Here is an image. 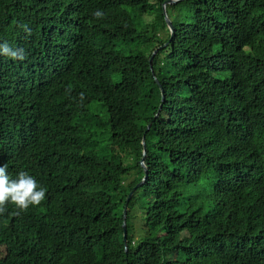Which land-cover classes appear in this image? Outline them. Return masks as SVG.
I'll return each mask as SVG.
<instances>
[{"label": "trees", "instance_id": "16d2710c", "mask_svg": "<svg viewBox=\"0 0 264 264\" xmlns=\"http://www.w3.org/2000/svg\"><path fill=\"white\" fill-rule=\"evenodd\" d=\"M164 1L0 0V264H264V0Z\"/></svg>", "mask_w": 264, "mask_h": 264}, {"label": "clouds", "instance_id": "9594fccd", "mask_svg": "<svg viewBox=\"0 0 264 264\" xmlns=\"http://www.w3.org/2000/svg\"><path fill=\"white\" fill-rule=\"evenodd\" d=\"M94 15L102 18L104 13L97 11ZM24 30L29 35L31 34V29L26 26ZM0 56L13 60H24L25 50L3 42L0 43ZM46 192L47 189L39 185L35 177L28 172L20 171L15 179H10L7 165L0 166V214L7 211L9 203L15 205L18 210L17 214L27 211L30 206H39L45 200Z\"/></svg>", "mask_w": 264, "mask_h": 264}, {"label": "water", "instance_id": "95a60500", "mask_svg": "<svg viewBox=\"0 0 264 264\" xmlns=\"http://www.w3.org/2000/svg\"><path fill=\"white\" fill-rule=\"evenodd\" d=\"M181 0H165L162 4L163 6V12L165 14V19H166V22H167V25H168V28L170 30V33H171V37H170V40L173 38V36H175V27L170 19V17L168 16L167 14V5L169 4H174V3H178L180 2ZM169 43L166 42L164 45H167ZM162 48V46H159L157 47L153 53H152V56L150 57V66H151V69H152V72L155 74V71H154V68H153V59H154V56L155 54L159 51V49ZM155 80L156 82L159 84L160 88H161V91H162V102L165 100V91H164V87L162 85V83L159 81V79L155 76ZM161 109H162V105H160V108L158 110V112L156 113L155 115V118H157L159 115H160V112H161ZM151 127V123L148 124V129ZM143 147H144V150H143V156L141 158V165L142 167L144 168V172H145V175L144 177L142 178V180L140 182H138L135 186H134V189L132 191H130L128 197H127V201H129L132 197V195L134 194V190L137 189L138 187L142 186L146 180H147V177L149 175V169L145 163V159H146V155H147V150H146V139H145V135L143 137ZM127 211H128V207L126 206L124 208V223H123V228H124V242H125V247H126V250L128 249V236H127V233H128V226H127V222H126V218H127Z\"/></svg>", "mask_w": 264, "mask_h": 264}, {"label": "rangeland", "instance_id": "374dc122", "mask_svg": "<svg viewBox=\"0 0 264 264\" xmlns=\"http://www.w3.org/2000/svg\"><path fill=\"white\" fill-rule=\"evenodd\" d=\"M170 13H171L172 16H175L176 11L170 10ZM160 33L162 35H165L166 30L162 29V30H160ZM101 109H105V108L103 107ZM132 224L135 227V230L138 231V233L140 235L143 232V221L141 219V213L136 208L133 210Z\"/></svg>", "mask_w": 264, "mask_h": 264}]
</instances>
